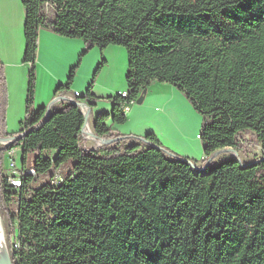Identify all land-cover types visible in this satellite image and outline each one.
Segmentation results:
<instances>
[{"label": "trees", "instance_id": "obj_1", "mask_svg": "<svg viewBox=\"0 0 264 264\" xmlns=\"http://www.w3.org/2000/svg\"><path fill=\"white\" fill-rule=\"evenodd\" d=\"M29 64L23 128L7 129L8 86L0 61V214L12 264H264V0H21ZM41 29L81 39L85 50L122 46L128 97L98 113L101 147L83 146L86 118L65 98L34 108ZM105 60H103V63ZM69 81L58 91L68 93ZM153 82L175 86L202 116L206 167L173 154L157 134L115 133L125 107ZM91 84L84 101L96 103ZM94 101V103L92 102ZM251 132L263 154L241 153ZM21 147V185L4 170ZM54 152V155L52 153ZM33 157L30 166V157ZM69 164L61 180L55 176ZM34 171L32 173L31 171ZM52 179L39 184L42 176ZM17 244V246H16Z\"/></svg>", "mask_w": 264, "mask_h": 264}, {"label": "rangeland", "instance_id": "obj_2", "mask_svg": "<svg viewBox=\"0 0 264 264\" xmlns=\"http://www.w3.org/2000/svg\"><path fill=\"white\" fill-rule=\"evenodd\" d=\"M0 37L5 40L4 42L9 46V48L13 49L15 53L18 52V48H22L21 52H19V60L22 62V66H25L28 69L26 70V80H27V89L29 82V68L30 65L24 63V53H25V37H24V22H25V11L22 5L21 0H0ZM24 16V17H23ZM63 37V36H62ZM66 38V37H65ZM71 40H79L84 44L81 39H72ZM23 44V45H22ZM116 51L111 55L110 62H108L107 58L103 56V51L98 48H92L88 53H86L82 58H80L81 54L85 50L84 48L79 52L78 58L76 61L77 68L74 75V82H78L83 84L85 88V92L82 95L87 94V90L91 84H93L91 88V93L95 96L97 110L91 113V118L89 123L91 124V130L94 117L98 113H109L110 116H113V108L114 104L111 99L112 95H116L122 91H126L127 89V81L126 74L128 71V54L124 47L118 45H111ZM63 48H69L68 45L64 44ZM109 47V46H108ZM107 47V48H108ZM106 49V48H105ZM40 50V45H39ZM117 50L121 52L118 53ZM15 60L16 58H12ZM18 59V58H17ZM81 59V61H80ZM107 60L103 63V60ZM28 65V66H27ZM81 70V73L78 75V70ZM71 74V69L66 74L65 82L66 84L69 81V77ZM89 77V78H88ZM89 81L86 84V81ZM85 80V82H84ZM156 82H153L154 84ZM160 83V82H158ZM43 77L41 80L38 76V69L36 66V85H35V94L38 85L43 86ZM125 87L124 90L118 91V88ZM150 86V90L147 94L146 99L142 104L131 103L130 107L139 108L135 113V117L133 120L127 118V121L123 124H116L122 131H125V135H136V132L140 134L139 137L144 138L148 133L154 132L158 135V133H165L168 135L176 144L177 147L182 149V151L189 152L190 154H186L189 159L192 160L193 163L201 162L203 158V146L199 136H196V133L201 132L202 127V116L201 114L194 109L191 102L187 99V97L183 93H179L182 97L180 99H175L172 103L173 109L165 108V104L160 100V97L156 91L157 87L154 85ZM65 85V84H64ZM149 89V88H148ZM27 96V93H26ZM86 102H90L89 99H84ZM100 101V103L98 102ZM94 103V101H92ZM85 103V102H82ZM109 105H108V104ZM109 107V110H107ZM176 109V110H175ZM130 111V110H129ZM128 111V113H129ZM127 113V114H128ZM163 114H168L165 116ZM25 118V116L23 117ZM109 124H114L112 118L109 119ZM12 124L13 126H11ZM23 128L22 120L19 121H7V129L11 131H19ZM94 133V132H93ZM85 138V137H84ZM7 141L0 144V148L6 146ZM244 142V150L241 153H234L231 151H222L216 156V160H224L230 156H238L243 161L252 160L255 157H259L263 154V150L260 144L257 142L256 137L253 133L247 132L243 135ZM84 147L90 149H96L102 146L99 142L90 140L85 138ZM167 148V147H166ZM169 152L176 153L177 151H170L171 149L167 148ZM174 151V152H173ZM178 155V153H176ZM54 155V152L52 153ZM15 160L17 162V168H21L22 166V157L23 153L21 149L16 151ZM33 157H30V166L32 165ZM10 163L9 153H5L4 157V169L8 167ZM70 168V165H65L61 170H59L55 176L56 180H61L66 176ZM51 176L46 175L42 176L39 180V184L50 181ZM2 220V225L4 229L7 250L10 257V251L14 240L9 241L7 238L6 232V223Z\"/></svg>", "mask_w": 264, "mask_h": 264}, {"label": "crops", "instance_id": "obj_3", "mask_svg": "<svg viewBox=\"0 0 264 264\" xmlns=\"http://www.w3.org/2000/svg\"><path fill=\"white\" fill-rule=\"evenodd\" d=\"M2 39L3 38L0 37V61L4 64L5 67L7 86H8L7 121H11V122L17 120L21 121L24 119L23 117L26 114V97H27L26 70L28 69V67L26 68L25 66H22L21 65L22 62L19 60V52H21L22 48L21 47L18 48L19 49L18 52L15 53V51L9 48V46L4 42L5 40H3L2 42ZM64 44L68 45L69 48H63L62 46ZM39 45H40V50H39ZM113 47L114 46H109L108 48L102 50L103 56L107 58L108 62H110L111 55L116 51V49ZM83 48H84V44H82V42H80L79 40H71L62 37L47 29L40 30L39 39H38V53H37L36 66L38 69V76L40 80L41 77H43L44 84L43 86L38 85V88L36 89V94L34 97V108L36 110L42 107L49 108V105L52 103L55 96L58 94L59 86L64 84L66 85L65 82L66 74L69 71V69L72 70V68L76 66L75 64L78 58V54ZM117 51L118 53L121 52L120 50ZM12 58H16V59L13 60ZM107 60L105 59L106 62ZM79 73H81L80 69L78 70V75ZM88 81L89 79L86 81V84ZM152 85L157 87L156 91L160 90L157 93L160 97V100L163 101V103L165 104V108L168 107L172 110L173 101L175 99H180V97H182L179 94L180 91L175 86L169 83L156 82ZM124 89L125 87L122 88L120 84L118 91ZM149 90L150 87L148 89V92ZM84 92H85V88L83 87V84L74 82V84L70 86L68 93L64 95H66L67 97L68 96L84 97L85 95H82ZM98 102L100 103V101ZM94 106H96V103L94 104ZM107 108H108L107 110H109V107ZM138 109L139 108L137 107L135 108L130 107V111L127 114V118L133 120V118L135 117V113L137 112ZM96 110L97 107H93L92 105L90 108V118H91V113L95 112ZM163 115L168 116V114H163ZM10 125L13 126L12 124ZM111 126L112 128H114L115 133L118 132L125 134L123 133L125 131H122V129H120L118 126L114 124H112ZM10 132H17V131L11 129ZM137 132L136 135L140 136V134ZM199 134L200 133H196V136L200 137ZM157 136L165 147L171 149L170 151L172 150L177 151L176 153L179 152V154L184 157H188L186 154H190L189 152H186L184 150L182 151V149L178 148L177 144L165 133H158ZM20 149L21 147L14 148V152L16 153V151H19ZM205 159L206 156L203 153V158L201 159V162H196V163L206 165L204 162ZM214 161L217 162L216 158L214 159ZM4 170L6 174L11 173L7 169Z\"/></svg>", "mask_w": 264, "mask_h": 264}, {"label": "built area", "instance_id": "obj_4", "mask_svg": "<svg viewBox=\"0 0 264 264\" xmlns=\"http://www.w3.org/2000/svg\"><path fill=\"white\" fill-rule=\"evenodd\" d=\"M122 97H128L129 96V91L128 89H126V91H122L119 93ZM65 98L70 99L72 102L77 103L81 112L83 113L84 116L87 117L84 129H83V134L85 138H88L90 140H94L100 143V145L104 144V141L102 139H98L95 137L94 133L91 130V124L89 123L90 120V107L89 105H87V103H82L83 101L77 102L76 101V96H66L63 93H61V91H58V94L55 96L54 100L52 101V103L49 105V111L50 109L54 106L59 104L60 102H62ZM136 103V101H133L131 103ZM130 110V105L125 107V111L126 113H128V111ZM15 139H9L7 140V144L6 146H8L9 144H11ZM7 153H9L10 156V163L8 164V167L6 168L7 170H9L11 173L6 174L9 178V182L11 183V185L13 186H20L21 185V172L18 170L17 168V162L15 160V152L14 149L8 151ZM190 165L192 166V168L197 169V170H202L206 167V165L203 164H198V163H193L191 162ZM32 173H34V171H31ZM17 246V244H16Z\"/></svg>", "mask_w": 264, "mask_h": 264}, {"label": "bare ground", "instance_id": "obj_5", "mask_svg": "<svg viewBox=\"0 0 264 264\" xmlns=\"http://www.w3.org/2000/svg\"><path fill=\"white\" fill-rule=\"evenodd\" d=\"M1 143H3V141L0 139V144ZM0 264H10V257L7 250V244H6L4 229L2 225L1 214H0Z\"/></svg>", "mask_w": 264, "mask_h": 264}, {"label": "water", "instance_id": "obj_6", "mask_svg": "<svg viewBox=\"0 0 264 264\" xmlns=\"http://www.w3.org/2000/svg\"><path fill=\"white\" fill-rule=\"evenodd\" d=\"M147 92H148V89H145L144 92L141 94V96L137 99V101H136L137 104H142V103L144 102ZM48 116H49V108H48V113L46 114V116H45V118H44L43 121H45V120L47 119ZM85 118H86V120H87V117H86V116H85ZM23 135H24V133L20 134L19 136H17V137L14 138V139L21 138ZM0 139H1L3 142L7 141V139H3L2 137H0ZM103 141H104V143H105V142H112L113 140H103ZM10 264H12V263H11V259H10Z\"/></svg>", "mask_w": 264, "mask_h": 264}]
</instances>
